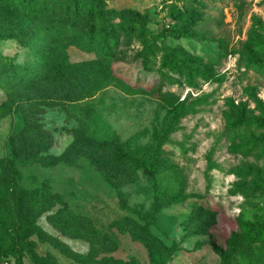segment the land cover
Listing matches in <instances>:
<instances>
[{
    "label": "rangeland",
    "instance_id": "rangeland-1",
    "mask_svg": "<svg viewBox=\"0 0 264 264\" xmlns=\"http://www.w3.org/2000/svg\"><path fill=\"white\" fill-rule=\"evenodd\" d=\"M107 0L108 9H135L147 13V30L161 31L174 24L173 13L192 12L201 21L191 29L204 40L166 38L156 40L146 68L137 59L143 43L135 35L121 36L111 59L100 58L80 38L65 47L62 57L71 64L61 76L37 65L43 48L62 32L36 25V36L27 48L9 39L0 42V53L14 57L21 67L33 66L36 79L11 93L0 89V105L10 112L0 117V159L14 157L17 182L32 189L46 183L61 202L43 213L37 224L64 242L71 250L86 255L87 264H151L144 243L121 234L112 222L134 218L148 230L160 247H176L168 264H220L213 245L227 251L229 239L238 231V221H264V143L250 155L231 152L244 140H257L264 130L254 127L230 129L224 121L228 100L245 103L257 115L264 104V70L251 66L243 55L248 45L261 56L264 48V0ZM0 15L22 22L20 12L0 8ZM251 37L253 40H251ZM187 56L197 57L211 71L204 80L191 69L180 74L163 67V44ZM191 68V67H190ZM192 108L193 113L172 124L159 150H152L154 129L172 110ZM84 128L99 140L118 135L125 149L144 160L167 167V193H178L182 201L166 210L157 208L152 190L153 176L138 169L131 182L114 191L105 175L85 158L75 166L47 167L44 161L59 155L72 139V130ZM2 190H0V198ZM64 212L115 244L107 250L63 235L51 221L63 226L53 214ZM194 208H201V221L212 223L206 236L189 237L183 226ZM142 215V217L140 216ZM144 215V216H143ZM50 218V219H49ZM8 209L0 205V264H78L48 243L35 237L19 242L11 228ZM230 264H264V243L242 246Z\"/></svg>",
    "mask_w": 264,
    "mask_h": 264
},
{
    "label": "trees",
    "instance_id": "trees-1",
    "mask_svg": "<svg viewBox=\"0 0 264 264\" xmlns=\"http://www.w3.org/2000/svg\"><path fill=\"white\" fill-rule=\"evenodd\" d=\"M107 0H0V8L10 7L20 12L22 22L3 18L0 15V42L15 40L18 45L27 48L36 36V25H42L47 29L62 32L64 36L56 38L43 48V54L39 56L37 65L48 68L44 72L50 75L49 67L54 72L65 76L68 74L69 64L62 54L65 47L73 39L80 38L91 46L97 55L103 59H111L117 48L118 42L125 32L126 36L135 35L143 43V49L137 54V59L143 68H146L153 56V46L156 40L164 42L166 38L180 39L189 38L204 40V37L191 28L201 21V16L192 12L173 13L174 24L163 25L157 34H151L147 30L150 21L148 14L135 9H108ZM203 5L199 0H194ZM216 3L219 0H207ZM251 40L252 37H251ZM163 44V67L169 73L180 74L183 70L191 72L195 69L204 80L211 78V71L202 64L197 57L187 56L178 49H172ZM263 54L257 55L247 44L243 46L245 60L260 72L264 70V48H260ZM191 67V68H190ZM33 66L21 67L15 62L14 57L0 53V89L8 93L16 91L22 86L31 85L36 79ZM227 110L224 112V121L230 129L251 128L264 130V104L256 105L257 115L250 110L245 103L235 104L233 101L226 102ZM10 112L7 104L0 105V117ZM193 113L192 108L172 110L163 121L161 129H154L152 134V150H159L168 135L172 132V124L180 117ZM264 143V136L257 140H244L236 148L230 151L241 155H250L257 144ZM85 158L97 171L105 175V181L111 189L119 191L124 185L131 182L133 171L142 170L153 176L152 190L154 201L158 209L166 210L179 205L182 201L178 193H167L168 177L164 174L167 167H162L153 161L144 160L128 152L120 141L118 135L111 139L99 140L86 133L84 128L72 130V139L63 151L43 165L53 167L64 165L73 167ZM18 169L14 157L0 159V190L2 196L0 205L8 209L11 216V228L19 242H24L31 237L40 243H48L57 248L59 252L71 258L78 264H87L86 255L71 250L64 242L44 231L38 224L37 219L43 213L52 208L57 202H61L58 193H51L49 186L44 183L32 189L23 188L17 182ZM264 186V177L259 178ZM66 206L59 208L51 217V220L64 221L63 226L51 221V225L63 235L73 239H81L89 243L101 244L107 250H114L115 244L97 233H90L80 221L72 218L64 212ZM201 208L191 210L188 217L183 220L186 235L189 237L206 236L212 223L199 219ZM142 217V215H140ZM144 216V215H143ZM50 219V218H49ZM119 233H128L133 240L142 241L148 250L151 264H168L176 247H160L155 238L148 230V225L139 224L134 218L126 217L122 221L111 223ZM33 240L26 244L31 245ZM264 243V221H238V231L233 232L229 239L227 251L213 245L215 253L220 258V264H230V257L242 246ZM99 264V263H95ZM104 264H113L107 261ZM126 264H135L129 262Z\"/></svg>",
    "mask_w": 264,
    "mask_h": 264
},
{
    "label": "built area",
    "instance_id": "built-area-1",
    "mask_svg": "<svg viewBox=\"0 0 264 264\" xmlns=\"http://www.w3.org/2000/svg\"><path fill=\"white\" fill-rule=\"evenodd\" d=\"M4 264H7V263L5 262ZM192 264H201V263H200V262H197V261H195V262H193Z\"/></svg>",
    "mask_w": 264,
    "mask_h": 264
}]
</instances>
